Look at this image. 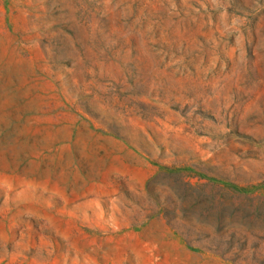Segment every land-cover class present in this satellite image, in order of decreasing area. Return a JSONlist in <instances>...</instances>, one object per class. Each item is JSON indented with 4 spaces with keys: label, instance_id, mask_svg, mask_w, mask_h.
<instances>
[{
    "label": "rangeland",
    "instance_id": "374dc122",
    "mask_svg": "<svg viewBox=\"0 0 264 264\" xmlns=\"http://www.w3.org/2000/svg\"><path fill=\"white\" fill-rule=\"evenodd\" d=\"M0 264H264V0H0Z\"/></svg>",
    "mask_w": 264,
    "mask_h": 264
}]
</instances>
